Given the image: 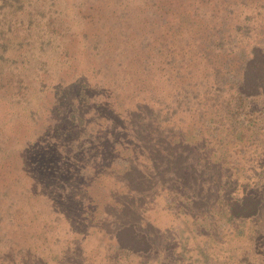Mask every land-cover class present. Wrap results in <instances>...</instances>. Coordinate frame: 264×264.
<instances>
[{
  "label": "rangeland",
  "instance_id": "obj_1",
  "mask_svg": "<svg viewBox=\"0 0 264 264\" xmlns=\"http://www.w3.org/2000/svg\"><path fill=\"white\" fill-rule=\"evenodd\" d=\"M259 23L264 0H0V264H264V205L236 235L216 198L255 143L211 161ZM129 222L150 252L115 248Z\"/></svg>",
  "mask_w": 264,
  "mask_h": 264
},
{
  "label": "trees",
  "instance_id": "obj_2",
  "mask_svg": "<svg viewBox=\"0 0 264 264\" xmlns=\"http://www.w3.org/2000/svg\"><path fill=\"white\" fill-rule=\"evenodd\" d=\"M263 23H259L260 37L257 42H254L249 47V51L244 53L243 49H240L237 56L243 57L241 62V72L236 77L234 83L231 85V90L224 96V99L220 102L214 101V106H217V111H220V116L225 121V129L219 137H214L221 143L222 149L214 150L212 157V163H216L218 168L222 166L228 167V165L234 166L232 161L225 160L228 149L236 143L243 144L240 148L246 151V146L254 142V149H251L249 154H254V150L257 151V155H254L252 162L243 163V168L247 169L246 173L240 177L241 192L239 194L227 195L225 198L221 197L218 192L216 198L219 200L218 204L222 206L223 213L226 216L228 230L229 228L234 231V234L240 235L243 232V228L235 225L237 220H246L259 214L260 209L264 205V36L262 35ZM258 26V25H257ZM220 102V103H219ZM223 106L224 108H221ZM226 117H225V116ZM224 124V123H223ZM252 138V140H248ZM216 141V142H217ZM245 144V145H244ZM202 147L203 146H195ZM210 150V149H209ZM207 151L204 150V157L202 156V162L205 165L209 163L211 156L207 155ZM211 154V153H209ZM260 154V155H258ZM258 158V159H257ZM201 160V158H200ZM250 160V159H249ZM230 162V163H229ZM227 164V165H226ZM232 164V165H231ZM245 165V166H244ZM173 175H175V167L172 168ZM224 172V171H223ZM233 175V173H232ZM232 175H228L222 171L214 177V179H220L222 185L227 186L233 179L238 180V177L233 178ZM241 176V175H240ZM232 178V179H231ZM177 179L179 177L177 176ZM217 183V182H216ZM219 184V183H218ZM234 185V183H233ZM172 186V185H171ZM171 187L166 188L167 200L171 196ZM189 194V191H188ZM172 199H169L172 207L176 204V198L174 195ZM182 203L176 204L174 207L179 212V206ZM253 229L248 230V238H254ZM116 247L122 256H127L129 253L150 252L153 248V242L148 237L147 233L136 227V223L129 222L120 225L113 235Z\"/></svg>",
  "mask_w": 264,
  "mask_h": 264
}]
</instances>
